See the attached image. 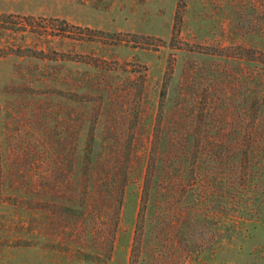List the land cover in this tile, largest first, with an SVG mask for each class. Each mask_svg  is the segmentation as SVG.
<instances>
[{
    "label": "rangeland",
    "instance_id": "374dc122",
    "mask_svg": "<svg viewBox=\"0 0 264 264\" xmlns=\"http://www.w3.org/2000/svg\"><path fill=\"white\" fill-rule=\"evenodd\" d=\"M0 264H264V0H0Z\"/></svg>",
    "mask_w": 264,
    "mask_h": 264
},
{
    "label": "trees",
    "instance_id": "16d2710c",
    "mask_svg": "<svg viewBox=\"0 0 264 264\" xmlns=\"http://www.w3.org/2000/svg\"><path fill=\"white\" fill-rule=\"evenodd\" d=\"M53 23H54V25H52V27H51V32L53 34H55L56 36L75 39V40H77V41L79 40L81 42L86 41V40H91V41L95 40V39H93L94 37H91V36L86 35V34H80V35L75 36L70 31L71 29H76V30L85 31L88 33H93V31H91L89 29H77L78 27H74L72 25H69V23H67L65 20L55 19V20H53ZM42 52L43 51H40L41 54H42ZM67 56L68 55L66 53H60L59 59H61L62 61L72 60V59H70V57H67ZM79 62H81V61H79ZM204 112L205 111L200 110L199 119H198V113H196V116L192 117V119H193L192 121L194 123H197L199 120V125H203L205 127L204 133H205V135H208V134L213 132V130L210 129L209 123H207L211 111H209L207 109V114H205ZM194 123H193V125H194ZM154 130H155V134H154L153 140L151 141V147H150L149 152H148L147 165H146L144 182H143L141 207H140V210L138 213L139 222L140 221L142 222L143 216L145 214V210L147 208V202H148V199L150 196L152 183L156 177V172H157L156 170L159 171L162 169V167L166 164V160L168 161L169 158H171L170 157L171 154H177L178 152H180L181 156H183V155L187 156L188 154H190V156H193V161H191L188 165H190L191 170H192L191 172L194 173L193 178L195 176V181H196V179H198L197 178L198 176L195 175V171L193 170V167H194L195 162L198 161L197 157L201 153L205 154V157H207V156L211 155V153L213 152L211 139L210 140L205 139L204 141L201 142V140H197V139H196V141H193L192 140L193 138L190 137L196 133L201 134L202 131H200V128L197 129V131H195V128L191 129V127H186L182 132L183 135H181V138H178L177 140H171L169 142L165 141L162 138V131L163 130H162V128H160L159 124L156 125ZM222 143H224V142H222ZM201 145H202V147H201ZM210 149H211V151H210ZM166 151H167V153H166ZM185 159H186V157H185ZM196 159H197V161H195ZM126 160H127V157H125L123 159V152L116 148L114 150V152L111 153L107 157V159H106V157H104L100 161L103 165H105V164L110 165L109 169H108L109 173H107V174H108V178H109V180H111V182H114L116 180V178L118 177L117 176L118 175L117 168H119V166L124 165L126 163ZM179 161L180 160H178V162ZM175 163H176V161L174 160L173 164H175ZM172 182H173L172 196L174 198L177 194V190H178L179 186H181V184L183 183V180L181 179L180 176L178 177L176 175L175 178L172 179ZM115 184L116 183L114 182L112 187L114 189L118 190L117 189L118 187ZM115 195H118V197H121V189Z\"/></svg>",
    "mask_w": 264,
    "mask_h": 264
}]
</instances>
